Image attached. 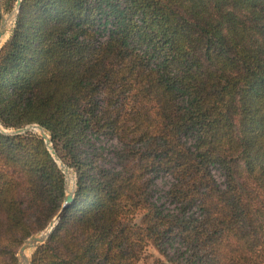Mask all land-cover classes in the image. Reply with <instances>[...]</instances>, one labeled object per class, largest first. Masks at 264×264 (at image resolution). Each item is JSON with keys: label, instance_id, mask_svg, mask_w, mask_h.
Returning a JSON list of instances; mask_svg holds the SVG:
<instances>
[{"label": "trees", "instance_id": "trees-1", "mask_svg": "<svg viewBox=\"0 0 264 264\" xmlns=\"http://www.w3.org/2000/svg\"><path fill=\"white\" fill-rule=\"evenodd\" d=\"M29 124L74 171L73 200L60 212L65 174L38 132L0 131V264L59 212L29 264H139L148 245L264 264V0H21L0 125ZM102 140L118 143L107 162Z\"/></svg>", "mask_w": 264, "mask_h": 264}, {"label": "water", "instance_id": "water-1", "mask_svg": "<svg viewBox=\"0 0 264 264\" xmlns=\"http://www.w3.org/2000/svg\"><path fill=\"white\" fill-rule=\"evenodd\" d=\"M20 1L21 0H16L15 8H14V18H15V15H16L18 9H19ZM4 32H5L4 18L1 17L0 38H2V36L4 35ZM32 128H37L40 131L39 134L44 138V141H45L48 149L50 150L51 154L53 155L55 160L58 162L59 167L61 168V170L63 171V173L66 176V169H68V167L62 161H60L59 158L57 157V155H56V153L52 147L50 135L45 128L41 127L38 124H29V125L21 127V128L12 129L10 131H6L2 127H0V131L2 133H6V134H20V133H24L26 131H29ZM74 189H75V182H74L73 189L68 191L66 188V194L64 196L60 212L63 211L73 200ZM60 212L54 217V219L52 221L49 222L48 226L45 229L46 231L44 234L41 232L38 235H33L32 237L25 240V242L20 246L19 251H18V256H19L18 264H29L30 257L27 258L25 255V252L31 248L34 249L37 244L42 243L46 239V237L49 235V233L52 231V229L56 225L57 221L59 220Z\"/></svg>", "mask_w": 264, "mask_h": 264}, {"label": "rangeland", "instance_id": "rangeland-1", "mask_svg": "<svg viewBox=\"0 0 264 264\" xmlns=\"http://www.w3.org/2000/svg\"><path fill=\"white\" fill-rule=\"evenodd\" d=\"M16 3V2H15ZM14 8H15V5H14ZM14 8L10 11V12H3L2 13V17L4 18V21L6 20V24H5V32H4V35L2 36V38H3V41L1 42V44H0V47H1V45L5 42V40L7 39V37H8V35H9V30H10V27L12 26V23H13V21H14ZM1 38V39H2ZM0 127H2L1 125H0ZM4 130H6V131H10V130H12V129H6V128H4V127H2ZM31 130H33V131H36V132H40L37 128H32ZM98 145H101L102 146V149L104 150V153H103V156H104V159H106L105 161L107 162L108 161V159L111 157V153H112V151H113V149L115 148V145H117L118 146V143L116 142V141H105V140H102V142H98ZM103 150H102V152H103ZM60 160V159H59ZM61 161V160H60ZM66 165V164H65ZM67 166V165H66ZM68 167V166H67ZM68 169L70 170V172L72 173V175H73V187H74V182H75V173H74V171L70 168V167H68ZM67 170V169H66ZM65 179H66V188H67V176H65ZM158 185L159 186H162L163 187V182H161V180L160 179H158ZM73 187H72V189H73ZM166 187L167 186H164V188L166 189ZM68 190V189H67ZM68 191H70V190H68ZM170 207H172V206H170ZM54 219V218H53ZM52 219V220H53ZM46 229V228H45ZM45 229L44 230H42L41 232L43 233L44 231H45ZM41 232H39L38 234H40ZM38 234H35V235H38ZM27 240V239H26ZM25 242V241H24ZM23 242V243H24ZM22 243V244H23ZM20 248V247H19ZM29 250H31V252H32V248L31 249H29ZM28 250V251H29ZM19 251V250H18ZM27 252V251H26ZM26 252H25V255H26ZM31 256V253H30V255H29V257ZM17 257H18V259H19V256H18V253H17ZM29 257H27V258H29ZM156 257H159V258H161V259H163V261H165V263L166 264H172V263H170V262H168L165 258H163L161 255H159V253L151 246V245H148L147 247H146V249L144 250V252H143V254L141 255V258H140V260H139V264H153V261H154V258H156Z\"/></svg>", "mask_w": 264, "mask_h": 264}, {"label": "built area", "instance_id": "built-area-1", "mask_svg": "<svg viewBox=\"0 0 264 264\" xmlns=\"http://www.w3.org/2000/svg\"><path fill=\"white\" fill-rule=\"evenodd\" d=\"M210 171L212 173L214 180L218 184V186L220 188H224L225 183H226V179H225V175L223 174V172L216 167H211Z\"/></svg>", "mask_w": 264, "mask_h": 264}, {"label": "bare ground", "instance_id": "bare-ground-1", "mask_svg": "<svg viewBox=\"0 0 264 264\" xmlns=\"http://www.w3.org/2000/svg\"><path fill=\"white\" fill-rule=\"evenodd\" d=\"M5 24H6V20L4 21V26H5ZM2 41H3V38L2 39L0 38V44ZM66 176H67V189L71 190L73 187V175L69 169L66 170ZM45 231L43 232V234L45 233ZM30 253H31V250H29V251L27 250L26 257H29Z\"/></svg>", "mask_w": 264, "mask_h": 264}]
</instances>
